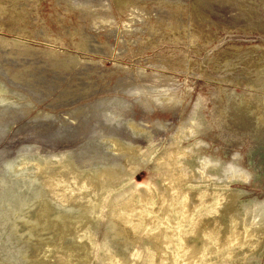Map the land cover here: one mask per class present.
<instances>
[{"label": "rangeland", "instance_id": "obj_1", "mask_svg": "<svg viewBox=\"0 0 264 264\" xmlns=\"http://www.w3.org/2000/svg\"><path fill=\"white\" fill-rule=\"evenodd\" d=\"M261 203L264 0H0V264H264Z\"/></svg>", "mask_w": 264, "mask_h": 264}, {"label": "bare ground", "instance_id": "obj_2", "mask_svg": "<svg viewBox=\"0 0 264 264\" xmlns=\"http://www.w3.org/2000/svg\"><path fill=\"white\" fill-rule=\"evenodd\" d=\"M168 99H169V98H168ZM53 158H57V157H53ZM230 167L232 168L233 166H230ZM233 169H234V168H233ZM233 169H232V171L234 172ZM237 169H238V168H237ZM237 169L235 168V170H236L235 172H237ZM238 170H239V169H238ZM228 171H229V170H228ZM230 171H231V170H230ZM235 172H234V173H235ZM258 209H261V211H262V212L258 215V217H259V216H260V217L263 216V215H264V214H263V213H264V203H261L260 205H258L257 210H258ZM261 218H262V217H261ZM263 218H264V217H263Z\"/></svg>", "mask_w": 264, "mask_h": 264}]
</instances>
